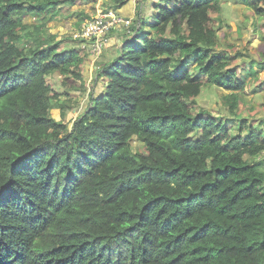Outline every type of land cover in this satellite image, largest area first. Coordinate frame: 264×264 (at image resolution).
<instances>
[{
  "label": "trees",
  "instance_id": "16d2710c",
  "mask_svg": "<svg viewBox=\"0 0 264 264\" xmlns=\"http://www.w3.org/2000/svg\"><path fill=\"white\" fill-rule=\"evenodd\" d=\"M74 1L0 0V264H264V102L241 117L257 72L218 52L220 0L140 19L70 127L48 78L84 96L89 55L47 24Z\"/></svg>",
  "mask_w": 264,
  "mask_h": 264
},
{
  "label": "rangeland",
  "instance_id": "374dc122",
  "mask_svg": "<svg viewBox=\"0 0 264 264\" xmlns=\"http://www.w3.org/2000/svg\"><path fill=\"white\" fill-rule=\"evenodd\" d=\"M151 2L145 7V14L151 13L145 19L142 18L143 21L145 20L144 26L153 24L156 21L160 6H169L166 0H151ZM220 2L221 11L217 15H212L213 27L218 31L219 37L218 52L227 51L230 53V56L233 58L232 67L237 69L240 67L243 75L250 72L251 65L257 72V76L253 77L251 75L247 80L252 81V85L246 86L244 99L247 106L241 112V117L250 118L253 113L259 112L260 105L264 102V14L259 15L255 13L253 4L257 3L258 0H220ZM175 5L173 4V6ZM68 13L69 10L62 11L60 13L62 14V19H58L56 24H53L55 23L53 22L51 26L58 33L59 41L63 40L65 36H72L70 34L74 32V21L73 18L67 19L69 17L66 16ZM91 14L92 17H96L99 15V12L95 14V11H93ZM27 21L30 23L37 22V20L31 17H28ZM139 26L140 21L137 24L132 23L126 26L127 28L130 27V33H127V38L134 37L138 32ZM67 46L70 47V44H61L58 50H63ZM91 57L95 59V57ZM98 65L95 60L89 65V79L86 83L90 84L91 91L95 90L96 93L99 90L98 88H100V84L96 79V73L99 71L96 70V66ZM48 80L50 84H53V89L60 94V98L55 102L51 114L58 120L62 119L64 115L65 119L67 118L68 121H72L69 125L71 127L78 116L90 105V98L88 101L86 99L88 85L85 88L86 90L81 88L82 91H85V95H78L75 99L74 90L64 87L60 83V78L58 79L54 76ZM225 93L227 92L213 87L204 88L198 100L197 108L199 106L206 107L213 113L221 114L223 110L221 98ZM68 103H70L71 108L70 106L68 107ZM261 115H264L263 112ZM136 145H139V143L136 142Z\"/></svg>",
  "mask_w": 264,
  "mask_h": 264
},
{
  "label": "crops",
  "instance_id": "0c3cea01",
  "mask_svg": "<svg viewBox=\"0 0 264 264\" xmlns=\"http://www.w3.org/2000/svg\"><path fill=\"white\" fill-rule=\"evenodd\" d=\"M149 3H152L151 0H128L123 5L117 6L115 4L114 0H75L74 4L69 9V13L66 15V16H69L67 19L73 18V21H74V32L72 34H70V33L69 34L72 35V37L74 39H78V38H76V34L82 30V27L85 25V23L87 21L95 18V17L91 16L92 15L91 12H93V11H95V14L98 12L99 13L114 12L117 15V17L133 21L132 22L133 24H135V23L137 24L138 21H140V19H142V18L145 19L148 15H150L151 12L149 14H145V9H146L145 7L147 5H149ZM63 11H65V10H63ZM138 15H139V17H138ZM58 19L59 20L62 19V14L59 16ZM53 22H55V23H53ZM52 23L56 24V21H52V22L47 24V28H48V34L47 35L48 36L49 35L57 36L58 33H56L54 31V29L51 27ZM30 24H32V23H30ZM126 29H127V31H126ZM127 33H130V27L127 28V27L122 26V25L117 26L116 29H113L111 31L109 47L103 52V54L100 57H95V59H92L91 56L88 57L86 64L84 66L87 82L89 79V76H88L89 75L88 74L89 65L92 62H94V60L97 61V63L99 65L96 66V70L98 71L105 64H109V63L113 62L119 56L123 42L128 39ZM68 37H70V36H68ZM58 39L59 38L57 36V41H59ZM70 46H72V45L70 44ZM79 49H81V47ZM96 58H97V60H96ZM56 77L59 79V77L57 75H56ZM96 79H97V76H96ZM87 85H88V93H87L86 99L88 101L90 96L93 94V92L90 89V84H87ZM99 90H98L97 94L100 93ZM79 93L80 92L74 91V94L79 95Z\"/></svg>",
  "mask_w": 264,
  "mask_h": 264
},
{
  "label": "built area",
  "instance_id": "2783aa9c",
  "mask_svg": "<svg viewBox=\"0 0 264 264\" xmlns=\"http://www.w3.org/2000/svg\"><path fill=\"white\" fill-rule=\"evenodd\" d=\"M130 24V20L119 18L114 12L99 13L85 23L76 38L84 40L82 50L93 57H100L109 47L111 31L117 26L126 27Z\"/></svg>",
  "mask_w": 264,
  "mask_h": 264
}]
</instances>
